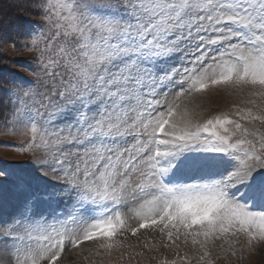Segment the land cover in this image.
<instances>
[{"label":"snow or ice","instance_id":"obj_1","mask_svg":"<svg viewBox=\"0 0 264 264\" xmlns=\"http://www.w3.org/2000/svg\"><path fill=\"white\" fill-rule=\"evenodd\" d=\"M32 6L43 27L22 48L34 53L35 84L9 86L14 106L0 135L22 136L24 146H4L26 147L66 186L57 195L75 200L49 222L33 219L35 197L26 199L0 223V264H57L66 241L92 242L99 264L114 252L117 264H139L161 247L173 259L156 264H230L237 245L264 250V0ZM209 90L237 102L208 111ZM217 156L231 170L206 177ZM173 175L200 178L171 183ZM141 230L157 232L160 245L125 243Z\"/></svg>","mask_w":264,"mask_h":264},{"label":"rangeland","instance_id":"obj_2","mask_svg":"<svg viewBox=\"0 0 264 264\" xmlns=\"http://www.w3.org/2000/svg\"><path fill=\"white\" fill-rule=\"evenodd\" d=\"M33 2L34 0H0V41L9 43L0 50V121L5 120V114L13 109L15 97L11 88H28L35 84L31 75L38 71L34 53L22 48L24 41L43 27L39 17L40 11L32 6ZM11 43L17 48L14 49ZM235 102L237 97L228 91L209 90L203 97L204 108L213 113L228 111ZM28 116L34 118L32 113ZM4 145L24 146V138L13 134L0 135V171L6 173L5 177H0V223H7L19 216L25 200L33 196V219L46 217L51 222L60 219L61 213L68 215L75 198L73 195H57L66 186L44 174L48 165L34 162L35 157L26 147L21 152L18 147ZM214 159L216 163L209 166L204 173L206 177L218 178L231 170V161L227 158L217 156ZM198 178L200 177L173 175L170 181L192 182ZM243 199L248 200L249 197L245 195ZM96 218L95 211L86 217L89 221ZM133 222L128 219V223ZM137 237L129 234L125 240L126 244L138 245L137 251L142 250L139 245L152 248L161 243L159 234L152 230H141ZM240 247L236 246L237 254L230 257V264H264V250L261 246L257 245L244 251H240ZM93 252L94 245L90 241L80 244L77 248L70 247L66 241L65 251L57 264H99L101 257ZM164 258L173 259L172 251L161 247L159 253L146 251L145 255L139 258V264H156L157 260ZM111 261L112 264H117V253H113ZM133 264H136V261H133ZM216 264L228 262L217 260Z\"/></svg>","mask_w":264,"mask_h":264}]
</instances>
